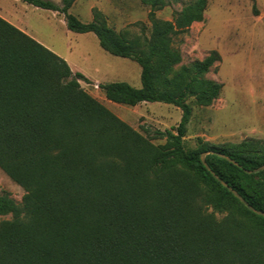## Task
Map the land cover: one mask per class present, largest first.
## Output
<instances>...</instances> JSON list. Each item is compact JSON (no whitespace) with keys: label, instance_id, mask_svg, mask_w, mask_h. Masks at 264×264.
<instances>
[{"label":"trees","instance_id":"obj_1","mask_svg":"<svg viewBox=\"0 0 264 264\" xmlns=\"http://www.w3.org/2000/svg\"><path fill=\"white\" fill-rule=\"evenodd\" d=\"M59 11L70 30L93 32L109 53L141 66L140 88L99 83L112 101L163 102L180 122L155 145L87 92L65 58L0 15V167L26 189L23 201L0 194V264H264V216L250 210L203 164L264 211V139L187 148L191 98L208 106L223 83L207 77L217 50L182 62L174 37L204 20L208 0H193L162 20L151 11L146 46L112 28L93 8L82 21L75 0H23ZM254 12L259 14L257 0ZM153 7L164 0H144Z\"/></svg>","mask_w":264,"mask_h":264},{"label":"rangeland","instance_id":"obj_2","mask_svg":"<svg viewBox=\"0 0 264 264\" xmlns=\"http://www.w3.org/2000/svg\"><path fill=\"white\" fill-rule=\"evenodd\" d=\"M164 1L165 6L160 8L144 0H75L70 12L90 22L93 8L97 7L117 32L146 46L152 33L151 11L159 19L173 20L193 0ZM257 7L259 14L254 12L251 0H208L204 20L194 22L174 37V46L183 58L178 68L203 59L213 50L221 54V60L207 73V77L223 83L219 97L208 106L189 100L193 115L185 136L187 148L195 147L199 139L215 144L264 139V0H257ZM51 12L22 0H0L2 17L14 20L26 33L66 58L73 70H83L91 76V82L81 81L87 92L155 145L164 144L166 138L157 132L176 126L182 110L163 102L129 105L108 99L99 83L125 81L140 88V64L109 53L95 33L72 31L62 13ZM3 193L21 203L26 189L0 167V194ZM11 218V214L0 216V227Z\"/></svg>","mask_w":264,"mask_h":264},{"label":"water","instance_id":"obj_3","mask_svg":"<svg viewBox=\"0 0 264 264\" xmlns=\"http://www.w3.org/2000/svg\"><path fill=\"white\" fill-rule=\"evenodd\" d=\"M209 153H216L217 155H219L220 157H223L233 163H235L236 165H239V163L233 159L231 156L226 155L225 153L222 152H217V151H205L201 154V159L203 164L207 167L208 170H210L212 172V174L226 187H228V189L230 191H232V193L238 197L250 210H252L253 212L264 216V211L261 209H257L256 207H254L252 204H250L236 189H234L232 186L229 185L228 182H226L223 178H221L214 170H212L211 166L208 164L207 160H206V156ZM264 170V164L254 168V169H245V171L247 173H257L259 171Z\"/></svg>","mask_w":264,"mask_h":264},{"label":"crops","instance_id":"obj_4","mask_svg":"<svg viewBox=\"0 0 264 264\" xmlns=\"http://www.w3.org/2000/svg\"><path fill=\"white\" fill-rule=\"evenodd\" d=\"M23 1V0H22ZM75 2V1H74ZM27 3V2H26ZM29 4V3H28ZM74 4V3H73ZM32 5V4H31ZM32 6H34V5H32ZM73 6V5H72ZM35 8H39V9H42V10H49V9H44V8H40V7H37V6H35ZM50 11H52L51 13L52 14H56V15H62L59 11H55V10H50ZM54 12V13H53ZM7 20H9V22H11L12 24H14L15 26H17L18 28H20L21 30H23L24 32L26 31L27 32V30H25V29H23L22 28V26H20L19 24H17L16 22H14V20H10V19H8V18H6ZM28 34V33H27ZM31 36V35H30ZM100 43V42H99ZM59 55V54H58ZM66 59V58H65ZM73 70V69H72ZM74 72H77V71H79V72H81V73H83L87 78H89V79H91V76H89V74H87L85 71H83V70H73ZM97 80V79H96ZM98 81V80H97Z\"/></svg>","mask_w":264,"mask_h":264}]
</instances>
